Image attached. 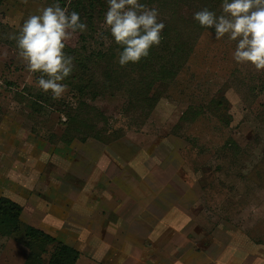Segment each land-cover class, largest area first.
Listing matches in <instances>:
<instances>
[{"label":"rangeland","instance_id":"1","mask_svg":"<svg viewBox=\"0 0 264 264\" xmlns=\"http://www.w3.org/2000/svg\"><path fill=\"white\" fill-rule=\"evenodd\" d=\"M72 1L0 5V198L22 207L25 226L78 250L77 264L100 263L110 246L137 249L141 264L170 262L172 253L186 262L207 250L242 262L264 257V71L237 64L236 42L216 40L214 28H187L172 0H140L158 9L170 48L176 32L192 48L176 78L158 86L155 106L130 105L111 85L96 98L82 95L66 79L67 92L53 100L13 37L29 16L56 3L71 12ZM103 3L104 15L65 48L74 64L95 69L99 86L108 66L97 54L112 46ZM218 97L227 101L228 123L208 105ZM50 99L78 119L75 131ZM85 127L98 139L82 141ZM28 254L21 234L0 230V264H24Z\"/></svg>","mask_w":264,"mask_h":264},{"label":"clouds","instance_id":"2","mask_svg":"<svg viewBox=\"0 0 264 264\" xmlns=\"http://www.w3.org/2000/svg\"><path fill=\"white\" fill-rule=\"evenodd\" d=\"M104 23L123 50L118 63L137 64L162 42L165 24L158 20L157 8L140 0H107ZM194 20L215 30L216 40L225 36L236 42L233 59L237 64H251L264 71V0H223L221 14L204 8L194 13ZM87 30L78 12H68L59 3L44 7L39 15L29 16L13 37L19 58L30 73H40L37 87L52 98H62L68 90L63 81L74 71V58L65 52L68 41L77 32Z\"/></svg>","mask_w":264,"mask_h":264},{"label":"trees","instance_id":"3","mask_svg":"<svg viewBox=\"0 0 264 264\" xmlns=\"http://www.w3.org/2000/svg\"><path fill=\"white\" fill-rule=\"evenodd\" d=\"M3 0H0V5ZM223 0H172V5L176 16L189 29L198 31L211 30L203 28L194 20V13L204 8L218 12L221 8ZM103 0H74L70 3V11L79 13L82 22L91 24L96 15H104ZM186 12H183V11ZM184 13V16L182 15ZM167 30L162 31V42L150 50L148 57L142 59L137 64L129 63L126 67H121L118 63L119 53L123 50L117 45L112 37V46L107 52L98 53L97 56L107 64V69L103 72V83L98 85L95 75V69L88 66L84 62H77L73 73L66 78V81L72 85L73 89L82 95L90 94L92 98H96L104 94L105 91L114 89L116 91H124L129 96V104L136 105L137 108L143 105L148 106L151 110L157 103L159 96L156 92L158 86L166 85L172 82L176 76L182 71L183 65L187 62L192 48L183 41L178 32L171 48L166 43L168 37ZM166 40V41H165ZM96 68V67H95ZM54 100V99H53ZM48 105H53L56 110L63 112L67 117V130L75 131L78 119L69 113L67 109H63L60 103L54 105L52 100H47ZM216 114L220 115V119L225 123L229 122V114L226 112L227 101L223 97L212 99L208 104ZM144 107V106H143ZM189 108L181 118V122L190 119ZM81 136L82 141L88 137L96 136L93 130L84 128ZM22 207L17 203L7 199L0 198V230L4 235L21 234L26 240V246L29 254L24 264H77L80 253L73 247L61 244L57 239L44 231L25 226L20 220ZM22 231V232H21Z\"/></svg>","mask_w":264,"mask_h":264},{"label":"crops","instance_id":"4","mask_svg":"<svg viewBox=\"0 0 264 264\" xmlns=\"http://www.w3.org/2000/svg\"><path fill=\"white\" fill-rule=\"evenodd\" d=\"M0 123H1V118H0ZM67 192H69L67 194H70V191ZM139 231L142 230L139 229ZM140 233L143 234L144 232H140ZM219 253L220 252H212V251L210 252L207 250L198 254L197 252L193 251L192 253L187 254L186 262H184V260L183 261L177 260L172 253L171 255L173 259H171L170 262L166 260V263H161V264H264V257H258L255 260H253L252 258L251 260L250 259L244 260L242 262L241 258H239L238 256L230 255V252H224L220 256H218ZM231 254H233V252ZM103 257H105V259L108 258V260L103 264L106 263L107 264H133V263L141 264L140 262L141 252H139L137 249L132 247H128V249L127 248L123 249V248H116L110 246L107 248L106 251H104L99 256L100 263L97 264H102L100 260ZM218 257L220 258L218 259ZM236 257L238 258L236 259Z\"/></svg>","mask_w":264,"mask_h":264},{"label":"built area","instance_id":"5","mask_svg":"<svg viewBox=\"0 0 264 264\" xmlns=\"http://www.w3.org/2000/svg\"><path fill=\"white\" fill-rule=\"evenodd\" d=\"M1 115H2V108H1V104H0V118H1Z\"/></svg>","mask_w":264,"mask_h":264}]
</instances>
